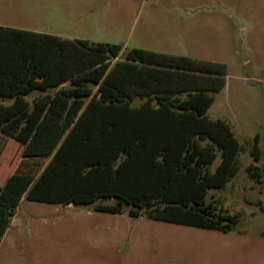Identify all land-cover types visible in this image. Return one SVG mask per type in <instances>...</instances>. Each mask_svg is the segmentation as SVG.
Returning a JSON list of instances; mask_svg holds the SVG:
<instances>
[{
    "label": "trees",
    "instance_id": "obj_1",
    "mask_svg": "<svg viewBox=\"0 0 264 264\" xmlns=\"http://www.w3.org/2000/svg\"><path fill=\"white\" fill-rule=\"evenodd\" d=\"M226 68L0 26V242L22 200L232 232L210 191L243 147L206 115ZM245 171L263 183L264 167Z\"/></svg>",
    "mask_w": 264,
    "mask_h": 264
},
{
    "label": "rangeland",
    "instance_id": "obj_2",
    "mask_svg": "<svg viewBox=\"0 0 264 264\" xmlns=\"http://www.w3.org/2000/svg\"><path fill=\"white\" fill-rule=\"evenodd\" d=\"M0 24L225 64L206 115L226 121L243 147L235 177L210 191L238 216L232 232L24 200L0 264H264V178L245 171L264 167L249 154L255 136L264 151V0H0Z\"/></svg>",
    "mask_w": 264,
    "mask_h": 264
},
{
    "label": "crops",
    "instance_id": "obj_3",
    "mask_svg": "<svg viewBox=\"0 0 264 264\" xmlns=\"http://www.w3.org/2000/svg\"><path fill=\"white\" fill-rule=\"evenodd\" d=\"M0 26H3V27H9V26L2 25V24H0ZM32 32H34V31H32ZM37 33H38V32H37ZM22 201H24V200H22ZM22 201H21V202H22ZM21 202H20V203H21ZM18 208H19V207H18ZM14 216H15V215H14ZM13 220H14V217L12 218V220H11V222H10V225L12 224ZM10 225L8 226V228L6 229V231L9 229ZM6 231H5V233H6ZM5 233H4V234H5ZM3 236H4V235H3ZM2 238H3V237H2ZM1 240H2V239H1Z\"/></svg>",
    "mask_w": 264,
    "mask_h": 264
}]
</instances>
